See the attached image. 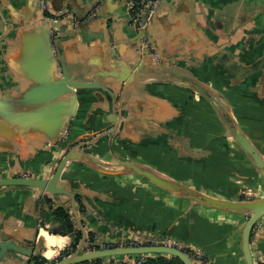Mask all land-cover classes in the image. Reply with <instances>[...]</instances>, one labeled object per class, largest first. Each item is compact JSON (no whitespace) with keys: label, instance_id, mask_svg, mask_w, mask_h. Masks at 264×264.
<instances>
[{"label":"crops","instance_id":"obj_1","mask_svg":"<svg viewBox=\"0 0 264 264\" xmlns=\"http://www.w3.org/2000/svg\"><path fill=\"white\" fill-rule=\"evenodd\" d=\"M131 1L50 0L53 12L70 10L79 18L98 2L103 7L104 16L77 32L67 29L60 42L70 74L75 68L99 73L113 70L110 63L137 62L128 21ZM37 5V0H0V76L13 77L6 56L17 48L18 31L29 23L39 25ZM149 32L163 65L151 64L129 91L103 79L112 96L77 90L78 109L66 128V141L65 134L55 143L40 137L17 142L0 137V178L50 179L69 146L91 138L82 150L86 160H71L62 172V186L70 194L52 197L56 206L70 211L76 228L75 218L88 237L102 242L158 238L200 255L198 264H247L243 234L248 214L198 204L118 165L144 166L217 200L239 202L247 193L252 200L264 198V177L252 158L233 139L218 109L191 83L210 88L264 158V72L236 80L240 71L264 59V0H165ZM21 89L15 79L0 84L3 93ZM87 158L122 172L103 173ZM41 211L36 189L0 188V239L36 243L53 261L72 239L50 233L51 221L40 226ZM250 248L254 264H264V217L252 232ZM103 260L121 264L136 258ZM0 264L31 261L9 251Z\"/></svg>","mask_w":264,"mask_h":264},{"label":"water","instance_id":"obj_2","mask_svg":"<svg viewBox=\"0 0 264 264\" xmlns=\"http://www.w3.org/2000/svg\"><path fill=\"white\" fill-rule=\"evenodd\" d=\"M164 1H161V4L149 21L148 12H143V22L146 24L145 28L138 29L133 25L128 12L129 25L133 28L134 52L137 62H132L131 64L128 61L117 64L110 63L108 69L113 70H108L107 72L91 73L85 69L75 68L72 74H69L66 62L62 58L60 51V42L66 35L67 29L71 31L70 33L77 32L82 27L88 26L98 18L104 16L101 3L98 2L92 6L83 18H79L70 10H63L65 11L66 20L59 27L60 36L56 43L52 41V27L48 22L40 21L37 26H33L30 23L24 26L23 30L17 32V37L14 39L17 43V48L14 47L6 56L9 71L14 79L19 82L23 90L11 91L9 93L0 91V137L7 141L15 142L21 141L23 138L40 137L55 143L64 136L68 124L71 123L72 118L77 112V90H102L112 96L114 91L111 87L103 85V79H113L121 85L122 90L129 91L135 85L136 77L144 70L152 67L151 64L158 67L163 65L162 56L158 52L155 42L152 40L149 28L153 24L154 17ZM37 2V10L39 11L40 0H37ZM51 14H54L53 10ZM117 66L119 71L116 70ZM262 71L264 72V59H260L253 65L240 71L236 76V80L240 82ZM80 79L83 80L81 81ZM191 83L198 94L205 97L218 109L221 120L232 133L233 139L252 158L254 164L264 177V158L252 142L241 132L233 116L223 111L216 95L208 86L199 82ZM113 118L115 120L111 118L110 121L115 123L116 116H113ZM82 146L74 147L71 151L67 149L62 154L58 167L50 179L39 180L20 176L0 178V188L25 187L36 189L38 191V206H40L39 203L43 197L49 198L54 203L52 197L70 194L62 186V172L71 160H86L85 154L80 150ZM87 159L88 163L98 167L103 173L119 175L122 172L108 170L109 168L103 162L95 158ZM118 166L123 171H129L145 177L154 185L169 192L183 195L198 204L223 211L248 214L249 220L243 234V250L246 263L254 264L250 248L251 237L256 224L264 217V198L261 200H242L239 202L217 200L202 195L180 183L167 180L144 166L131 162H121ZM75 221L77 229L82 233V239L78 244L71 243L68 247H74L76 249L75 252L58 260L56 264H84L97 259L144 255L174 257L179 259L183 264H196L184 251L172 246L100 249L107 242L117 245L120 243V240H106L104 242L95 238L92 240L91 237L87 236L81 222L77 218H75ZM40 226H46L44 210L41 211ZM49 231L50 233L57 234L59 228L51 226ZM38 232L39 228H37L36 237L38 236ZM74 237L75 234L69 235L70 239ZM85 244H88L93 250L83 252L82 249ZM9 251L26 256L30 261L42 253V249H38L36 243L32 245L20 244L13 237L0 239V261Z\"/></svg>","mask_w":264,"mask_h":264},{"label":"built area","instance_id":"obj_3","mask_svg":"<svg viewBox=\"0 0 264 264\" xmlns=\"http://www.w3.org/2000/svg\"><path fill=\"white\" fill-rule=\"evenodd\" d=\"M162 0H132L129 6V15L132 20V24L135 25L138 29L145 28L146 24L143 22V12H148V21L158 8V6L161 4ZM52 9L50 6L49 0H40V10H39V20L43 22H48L51 25V37L52 41L54 43L58 42L60 32L59 27L63 23L64 20H66V16L64 15L65 11H58L54 12V14H51ZM27 177V176H23ZM245 197V200H252L251 194L247 193ZM145 246H172L168 245L166 242L158 239L153 238L151 236H137L133 237L132 239H122L120 240V243L117 245L113 244H103L100 249L107 250V249H113V248H139V247H145ZM184 251L185 249L179 248ZM76 249H72L71 253L75 252ZM93 248H91L88 244H85L82 251L83 252H90ZM185 252V251H184ZM191 256L197 260H202L203 258L200 255H197L193 252H190ZM188 255V254H187ZM149 256L153 255H144V256H134L136 260L133 261H127L125 263L121 264H145V259ZM133 257V258H134Z\"/></svg>","mask_w":264,"mask_h":264},{"label":"trees","instance_id":"obj_4","mask_svg":"<svg viewBox=\"0 0 264 264\" xmlns=\"http://www.w3.org/2000/svg\"><path fill=\"white\" fill-rule=\"evenodd\" d=\"M242 200H245V197L242 198ZM40 206L42 207L41 210H44L45 212V222L51 221L52 227L59 228V232L54 235H60V236H69L70 234H75V237L72 239V244H78L80 240L82 239V233L79 231L73 220L72 216L70 214V211L62 206H56L49 198L43 197L40 200ZM47 214V216H46ZM41 219V215L39 216ZM91 239L94 240V237L91 236ZM72 249L74 247H68L65 249L61 255L58 257V259L50 261L46 259L42 254H39L38 256L31 259V264H56L58 260H61L64 257H67L70 255ZM186 254H188L191 259L197 264V262H200V260H197L193 258L190 254V251L184 250ZM103 259H97L91 262H87L84 264H104ZM110 264H113L112 262ZM145 264H183L179 259L174 257H168V256H162V255H153L149 256L145 259Z\"/></svg>","mask_w":264,"mask_h":264},{"label":"flooded vegetation","instance_id":"obj_5","mask_svg":"<svg viewBox=\"0 0 264 264\" xmlns=\"http://www.w3.org/2000/svg\"><path fill=\"white\" fill-rule=\"evenodd\" d=\"M71 126V125H70ZM112 131V130H111ZM69 129H68V131H67V134H65L66 136H64V141H66V139H67V137H68V134H69ZM96 137V136H95ZM91 141H92V139L90 138H88L87 137V139L85 138L84 140H81L80 142H78V143H74V144H72V145H70L69 146V148H68V151H71L74 147H78V146H80V145H83L81 148H80V150L82 151L83 149H85L90 143H91ZM85 145V146H84ZM2 174L0 173V176H1ZM24 176V175H23ZM22 175L20 176V177H23ZM25 176H27V175H25ZM28 177V176H27Z\"/></svg>","mask_w":264,"mask_h":264},{"label":"rangeland","instance_id":"obj_6","mask_svg":"<svg viewBox=\"0 0 264 264\" xmlns=\"http://www.w3.org/2000/svg\"><path fill=\"white\" fill-rule=\"evenodd\" d=\"M67 72L70 74V71L67 69ZM8 82H14V79L12 76H10L8 73L7 75L0 76V84H7Z\"/></svg>","mask_w":264,"mask_h":264},{"label":"clouds","instance_id":"obj_7","mask_svg":"<svg viewBox=\"0 0 264 264\" xmlns=\"http://www.w3.org/2000/svg\"><path fill=\"white\" fill-rule=\"evenodd\" d=\"M64 240H65V241H67V240H68V238H67V237H65V238H64Z\"/></svg>","mask_w":264,"mask_h":264}]
</instances>
